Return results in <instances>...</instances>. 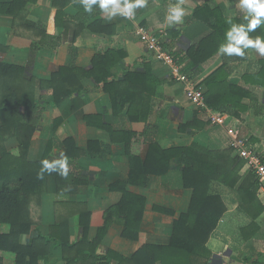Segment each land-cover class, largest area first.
<instances>
[{
  "label": "crops",
  "instance_id": "obj_1",
  "mask_svg": "<svg viewBox=\"0 0 264 264\" xmlns=\"http://www.w3.org/2000/svg\"><path fill=\"white\" fill-rule=\"evenodd\" d=\"M170 3L175 0H148L146 7L136 10L134 20L119 15L108 20L98 6L87 13L78 0H0V63L21 70L0 79V103L6 93L11 97L12 106H20V113H25V103L30 100L41 109L28 160L36 163L64 156L62 142L66 138H71L76 147L71 151L80 153L75 163L69 165V171L83 180L77 191L67 195L58 193L56 178L53 174L47 176L46 190L37 197L40 206L34 209L37 233L49 236L58 216L72 211L60 201L87 206L91 213L88 238L94 240L105 225V212L121 201L122 187L147 200L141 223L143 242L125 238L124 227L114 223L95 247L94 254L90 253V246H82L69 249L67 256L71 259L66 260L63 246L53 241L48 255L42 259L43 264H116L119 258L107 262V258L95 256L114 252L130 258L143 243L167 245L170 242L175 218L187 208L178 160L172 158L168 173L151 175L144 184V175L138 176L131 167L128 140L134 153L145 161L151 141L164 150L183 147H195L203 152L230 150L228 130L237 127L249 143L264 152V56L255 49H246L244 57L218 53L193 67L188 55L191 46L212 33L208 24L192 19L197 7L218 10L232 20H245L239 0H185L184 7L191 14L185 16L183 23L173 26L165 22ZM139 25L158 34L162 45L177 54L176 64L155 58L137 34ZM260 37L264 38L261 32ZM112 50L118 56L124 53L123 60L111 68L116 82L121 83L129 72L150 77L146 83L129 85L128 89L136 91V95L131 93L136 98L134 107L130 103L120 105V99L114 101L103 84L89 76L81 77L80 92L55 105L54 89L49 82L61 67L87 71L93 67L97 53ZM222 66L227 83L245 92L241 99L245 109L239 118L222 111L230 117L227 124L212 126L209 113L218 109L193 102L186 82L174 80L173 74L179 67L197 84H202ZM146 112L149 115L145 119ZM16 116L11 118L14 120ZM8 117V112L0 114V127ZM148 126L153 128L151 140L143 137ZM4 130L0 129L4 137L2 148L14 152L19 146L18 137L11 133L9 125ZM19 132L22 134L23 130ZM241 162L240 174L245 178L249 171L244 160ZM212 192L222 196L227 211L207 243L210 262L264 264V211L252 221V213L248 215L239 210L232 189L214 182ZM257 197L264 206V192L258 191ZM155 207L170 209L176 214ZM249 226L253 234L244 229ZM68 230L71 241L76 242L82 231L79 214L71 213ZM30 237L22 234L20 242L27 244Z\"/></svg>",
  "mask_w": 264,
  "mask_h": 264
},
{
  "label": "trees",
  "instance_id": "obj_2",
  "mask_svg": "<svg viewBox=\"0 0 264 264\" xmlns=\"http://www.w3.org/2000/svg\"><path fill=\"white\" fill-rule=\"evenodd\" d=\"M192 19L202 20L212 29V33L205 40L191 46L188 50L192 66L195 67L204 64L219 53L218 48L226 42L225 33L230 25L218 10L209 11L206 6L197 7ZM232 22L235 24L247 23L241 18L234 19ZM260 32L264 34V24L250 32L249 36L255 38L260 36ZM172 53L178 58L177 54L173 51ZM123 57V52L118 56L112 50L105 54L97 53L90 70L61 67L49 82L54 89L55 105H59L62 100L73 93L80 92L82 90L81 77L89 76L97 83L103 84V88L111 94L114 101L117 102L120 99V105L130 103L131 107H134L136 98H132L131 93L134 94L136 91L128 89L129 85L146 83L150 77L129 72L121 83L116 82L111 68L121 62ZM17 71H21L20 68L0 63V79L11 77ZM198 86L203 89L206 103L214 109L226 111L230 116L237 118L245 109L241 103L245 92L241 88L227 83L223 66ZM2 98L0 114L8 112L9 117L4 119L0 129L2 128L3 132L9 125L11 133L18 137L19 146L14 152L4 150L2 148L4 137L0 133V136L3 137L0 138V182L3 183V188L0 190V264H40V261L48 255L53 241L57 245L63 246L66 260L71 259L67 256L69 249H77L82 246H90V253L94 254L95 247L101 243L110 225L114 223L124 227L123 236L125 238L142 241L141 223L147 200L145 197L128 192L123 187L121 201L105 212V225L99 229L94 240L88 238L91 213L87 206L63 201L58 203L68 206V209L72 211L58 216L49 236L37 233L34 209L40 206L37 197L46 190V179L49 174L45 173L42 180L37 178V173L42 166L41 161L30 162L28 150L32 134L41 117V109L33 100H30L25 103V113H20L18 104L15 106L10 104V95L5 93ZM148 115L149 113L146 112L145 119L148 118ZM12 116H16L14 120L11 118ZM20 129L23 130L22 134L19 132ZM152 132L153 128L148 126L143 137L146 140H151ZM130 142L128 140L127 152L130 156L131 167L138 176L144 175V180H142L144 184L151 175L163 176L168 173L171 170L172 158H177V165L181 168L187 208L175 218L173 235L167 245L143 243L130 258L109 252L104 255H96V259L107 258V262H109L111 258L114 260L119 258L116 264H156L157 262H161V264H213L209 260L210 252L207 243L227 211L222 196L212 192L214 182L222 183L233 190L239 210L248 215L252 213V221H255L264 211V206L257 197L258 177L249 172L243 178L240 174L241 159L232 156L233 149L203 152L195 147H183L164 150L157 142L151 141L148 156L144 161L134 153ZM62 145L69 167L70 164L75 163L80 153L71 151V149L76 150L71 138L64 139ZM51 174L57 180L58 193L60 194L67 195L77 191L78 186L83 182L80 177H76L70 171L66 178L56 172ZM155 208L168 214H176L170 209ZM71 213L79 214L80 217L82 231L76 242L71 241L68 230ZM244 229L251 230V234H253L251 226ZM22 234L31 236L27 244L20 242Z\"/></svg>",
  "mask_w": 264,
  "mask_h": 264
},
{
  "label": "clouds",
  "instance_id": "obj_3",
  "mask_svg": "<svg viewBox=\"0 0 264 264\" xmlns=\"http://www.w3.org/2000/svg\"><path fill=\"white\" fill-rule=\"evenodd\" d=\"M78 2L87 13H91L94 6H98L101 12L106 14L108 20L117 15L134 20L136 10L146 7L148 0H78ZM184 2L185 0H175V3L169 4L165 14V22L168 26L183 23L185 16L191 14L184 7ZM239 7L244 11V19L247 23L235 24L230 17L226 18L230 27L225 33L226 42L219 46L218 52L221 55L244 57L246 49H255L260 56H264V38L249 36L250 32L264 24V0H239ZM41 165L37 173L38 179L42 180L45 173L56 172L65 178L68 175V161L63 155L51 161L44 159ZM40 264H43L42 260Z\"/></svg>",
  "mask_w": 264,
  "mask_h": 264
},
{
  "label": "built area",
  "instance_id": "obj_4",
  "mask_svg": "<svg viewBox=\"0 0 264 264\" xmlns=\"http://www.w3.org/2000/svg\"><path fill=\"white\" fill-rule=\"evenodd\" d=\"M140 40L154 54L155 58L164 62L176 64V56L169 49L165 48L155 32L149 30L147 26L139 25L136 28ZM173 79L183 81L187 84V92L190 99L196 104L206 107L203 89L191 79L189 74L181 72L179 67L174 71ZM229 115L219 110L209 113V122L212 126H225L229 120ZM229 132V146L233 149V154L244 160L245 168L254 173L259 180V194L264 192V152L256 145L249 143V139L242 136L237 127H231Z\"/></svg>",
  "mask_w": 264,
  "mask_h": 264
}]
</instances>
